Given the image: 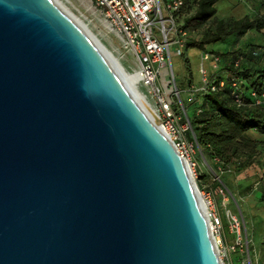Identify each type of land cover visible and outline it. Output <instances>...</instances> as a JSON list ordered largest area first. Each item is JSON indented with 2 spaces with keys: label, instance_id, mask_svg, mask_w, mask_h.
<instances>
[{
  "label": "water",
  "instance_id": "obj_1",
  "mask_svg": "<svg viewBox=\"0 0 264 264\" xmlns=\"http://www.w3.org/2000/svg\"><path fill=\"white\" fill-rule=\"evenodd\" d=\"M127 64L55 0H0V264H225Z\"/></svg>",
  "mask_w": 264,
  "mask_h": 264
},
{
  "label": "built area",
  "instance_id": "obj_2",
  "mask_svg": "<svg viewBox=\"0 0 264 264\" xmlns=\"http://www.w3.org/2000/svg\"><path fill=\"white\" fill-rule=\"evenodd\" d=\"M101 11L109 29L129 48L138 67V83L147 89L146 96L159 114L160 124L170 136L179 153L190 164L192 155L199 147L195 138L188 106L183 101V92L188 94V102L198 99L200 93L218 90L225 82L211 76L219 68L221 57L209 50L201 51L202 79L184 88L178 86L172 63V53L182 55L185 51L189 28L179 21L185 0H93ZM235 87L238 83L233 81ZM237 101L240 95L235 93ZM251 95L257 102L264 99V91ZM201 110L198 107L197 111ZM193 169L196 162L192 161ZM194 174H196L193 171ZM193 174V175H194ZM195 176V175H194ZM216 192L227 200L229 189L225 184L216 186ZM209 205L211 229L220 255L230 256L239 249L247 252L242 264H254L249 249V238L243 243L241 222L236 214L227 209L231 231L235 237L229 242L223 229V218L212 209L214 201L211 193H204ZM228 263V264H229Z\"/></svg>",
  "mask_w": 264,
  "mask_h": 264
},
{
  "label": "trees",
  "instance_id": "obj_3",
  "mask_svg": "<svg viewBox=\"0 0 264 264\" xmlns=\"http://www.w3.org/2000/svg\"><path fill=\"white\" fill-rule=\"evenodd\" d=\"M219 1L185 0L179 21L182 20L187 27L191 21L207 23L216 16L218 10L216 5ZM252 3L254 11L241 17L218 18L200 39H195L192 33L189 34L185 48L186 51L189 46H196L217 53L221 57L219 68L211 76L216 78L217 82L223 80L225 84L218 90L200 93L198 96L201 103L189 116L195 138L202 147L205 158L208 161L211 158L218 160L227 171L229 170V173L220 177L216 186L223 183L231 192L233 184L229 175L233 170H244L255 162L260 164L257 158L264 142L261 137V134H264V99L257 102L251 93L256 91L261 95L264 91V44L261 45L262 51L254 56L242 49L227 54L208 49L206 45L226 41L230 35H243L251 28L264 31V12L260 11L261 9L264 11V0H252ZM185 14L186 16H183ZM225 55L229 56L227 65L223 63ZM185 66L189 73L188 82L191 83L192 68L187 57ZM233 81L238 83V87L234 86ZM235 93L240 95L241 102L237 101ZM198 107L201 108L199 112ZM260 178L258 182L264 185V169ZM261 199L264 200V188ZM249 249L254 262V247L250 245Z\"/></svg>",
  "mask_w": 264,
  "mask_h": 264
},
{
  "label": "rangeland",
  "instance_id": "obj_4",
  "mask_svg": "<svg viewBox=\"0 0 264 264\" xmlns=\"http://www.w3.org/2000/svg\"><path fill=\"white\" fill-rule=\"evenodd\" d=\"M61 3L67 8L75 17L84 22L88 28L101 39L113 52L119 56L121 61L125 62L129 69L132 71L138 67L133 59V55L129 48L114 32L107 26L104 16L101 11L96 7L93 0H60ZM217 13L213 20L207 23H199L191 21L188 25L189 31L191 30L192 36L195 39H200L204 32L214 25L218 18L229 16L241 17L246 13L254 11V4L252 0H220L217 2ZM260 11L264 12L263 9ZM183 16H186L183 15ZM182 21V20H181ZM183 22V21H182ZM250 36V35H249ZM254 36V35H252ZM258 41H260V36ZM252 38L251 40H253ZM261 41L264 44V31L261 34ZM221 43L212 42L207 48H217ZM201 51L202 49L196 46H189L185 55H177L172 53V63L176 75V80L180 88L188 85L189 73L185 66V58L187 57L191 63L192 78L198 82L202 79L201 72ZM121 56V57H120ZM143 91L147 93V89L139 84ZM183 101L187 103L188 113L192 115L196 106L200 105L201 98L198 97L194 102H188V94L183 92L181 95ZM264 138V134H261ZM261 153L258 156L260 164L257 162L250 165L248 168L241 171L231 172L229 179L233 184L232 192L229 190L230 197L227 200L216 192V182L220 180L222 175L229 173L225 169L223 163L211 158L209 161L205 158L202 147H198L196 152L192 155V161L196 162L193 171L196 173L195 181L197 182L200 191L204 193H211V198L214 201L212 206L218 215L223 218V229L229 242L232 241L227 235L233 233L230 228V222L227 217V209H230L236 214L242 225L243 243L246 244V236L249 238V244L254 247L253 252L254 264H264V200H262V190L264 185L261 180V175L264 169V142L261 144ZM190 160V165H192ZM260 166V167H259ZM249 188H246L247 186ZM225 264L229 263L227 255H221ZM230 264V263H229Z\"/></svg>",
  "mask_w": 264,
  "mask_h": 264
},
{
  "label": "crops",
  "instance_id": "obj_5",
  "mask_svg": "<svg viewBox=\"0 0 264 264\" xmlns=\"http://www.w3.org/2000/svg\"><path fill=\"white\" fill-rule=\"evenodd\" d=\"M262 32L263 31H259L256 28H251L243 35H239V36L230 35L226 39V41H218L221 44L217 48H213V49L218 50L219 52H227V54H229L228 52H231V53L233 52L234 53V51H237V49H242V50L250 53L253 56L257 55L263 49L262 46H261L263 44V42L261 41ZM191 33L192 32L190 30L189 34H191ZM252 35H254V36H252ZM257 36H260V39H259L260 41H258V37ZM252 38H254V39L251 40ZM208 45L209 44H207L206 47ZM223 60H224L223 63L225 65H227L229 63V56L225 55ZM187 83L189 85V84H192V83H199V82L192 78V82L190 83V82L187 81ZM227 236L231 240H233L234 237H235L234 233H229V235H227ZM246 255H247L246 251L239 249L238 251H236V252L231 254V256H230V264H242V259Z\"/></svg>",
  "mask_w": 264,
  "mask_h": 264
},
{
  "label": "bare ground",
  "instance_id": "obj_6",
  "mask_svg": "<svg viewBox=\"0 0 264 264\" xmlns=\"http://www.w3.org/2000/svg\"><path fill=\"white\" fill-rule=\"evenodd\" d=\"M57 3H58V5L66 12V13H68V15L69 16H71L88 34H90L99 44H101L109 53H111L115 58H117V59H119V60H121L120 58H119V56H117L114 52H113V50H111L104 42H102L101 41V39L100 38H98V36L96 35V34H94L89 28H88V26L84 23V22H82L79 18H77V17H75L74 15H72L70 12H68V10H67V8L61 3V1L60 0H55ZM121 57V56H120ZM132 72V74L134 75V77L136 78V80L138 81V72H136V71H131ZM151 103V102H150ZM151 105H152V108H153V110H154V112H155V114H156V116H157V118H158V120H159V122H160V119H159V114H158V112H157V109L155 108V106L151 103ZM189 169H190V172L192 173V175L194 174L193 173V168L191 167V165L189 164ZM194 176V175H193ZM194 178H195V176H194ZM200 193H201V200H202V202H203V204H204V207H205V210H206V212H209V205H208V202H207V200H206V198H205V195H204V192H202V191H200Z\"/></svg>",
  "mask_w": 264,
  "mask_h": 264
}]
</instances>
